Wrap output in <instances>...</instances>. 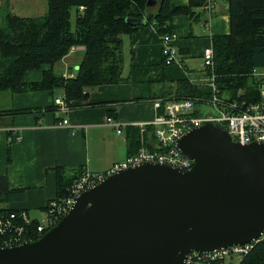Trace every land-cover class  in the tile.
I'll return each mask as SVG.
<instances>
[{"label": "water", "instance_id": "95a60500", "mask_svg": "<svg viewBox=\"0 0 264 264\" xmlns=\"http://www.w3.org/2000/svg\"><path fill=\"white\" fill-rule=\"evenodd\" d=\"M176 146L193 161L189 169L145 162L107 175L40 238L0 248V264H184L189 251L257 238L264 143L240 144L206 121Z\"/></svg>", "mask_w": 264, "mask_h": 264}, {"label": "crops", "instance_id": "0c3cea01", "mask_svg": "<svg viewBox=\"0 0 264 264\" xmlns=\"http://www.w3.org/2000/svg\"><path fill=\"white\" fill-rule=\"evenodd\" d=\"M228 3L229 0L216 1L209 26L205 24L208 16L203 12L195 21L183 13L172 18L173 44L180 63H163L159 34L150 26L141 25L131 34L122 35V75L130 80L84 86L86 98L70 100L66 111L57 106L45 109L52 98L64 96L62 89L60 95L55 90L0 92V177H6L9 189L17 190L9 201L2 203L27 211L37 221L45 218L46 205L56 196L57 167L72 177L79 170L104 172L114 163L124 161L129 155L126 127L151 121L159 112L150 97L161 87L162 80L188 79L209 90L203 81L208 71L202 52L212 44L213 35L228 33ZM78 51L84 52V48L75 46L73 53L53 65V70L65 77L70 73L74 76L82 58ZM41 76L42 69H35L27 72L24 80L38 81ZM21 109L28 111L14 112ZM108 116L121 125V133L117 134L106 123ZM61 118H68L69 125H58ZM13 130L19 139L10 140Z\"/></svg>", "mask_w": 264, "mask_h": 264}, {"label": "trees", "instance_id": "16d2710c", "mask_svg": "<svg viewBox=\"0 0 264 264\" xmlns=\"http://www.w3.org/2000/svg\"><path fill=\"white\" fill-rule=\"evenodd\" d=\"M176 2L178 0H162L148 7L146 0H46V11L40 16H21L8 10V29L0 28V92L62 89L63 99L69 102L86 98L84 86L128 82L130 77L122 75V35L131 34L141 25L152 27L159 35L169 33L173 30L172 18L182 13L197 20L199 13L195 7L201 0H189L186 5ZM227 8L228 33L212 36L213 64L215 82L221 92L228 91L235 96L239 89H255L256 81L250 70L264 65V0H229ZM137 20L144 22L131 23ZM72 45L82 46L84 56L75 75L65 77L56 73L53 65L69 53ZM35 69H42L41 79L25 81L24 75ZM160 85L150 99L210 96L203 87L188 79L162 80ZM53 107L55 109L56 105L52 98L45 109ZM25 111L28 109L14 110ZM147 130L146 143L148 133L153 139L152 127ZM140 137L137 126L126 127L129 154L140 146ZM62 170L61 167L56 169L54 200L67 194V188L77 176L69 177ZM16 192L8 188L6 177L1 176L0 201H9ZM34 223L37 225V221ZM238 264H264V242L256 243Z\"/></svg>", "mask_w": 264, "mask_h": 264}, {"label": "built area", "instance_id": "2783aa9c", "mask_svg": "<svg viewBox=\"0 0 264 264\" xmlns=\"http://www.w3.org/2000/svg\"><path fill=\"white\" fill-rule=\"evenodd\" d=\"M184 1L187 4L189 0ZM217 0H201L195 7L198 13H205L208 16L205 24L209 26L213 17L215 3ZM173 32L159 35L163 63L165 65L180 63L179 53L173 44ZM72 45L69 52H73ZM203 65L208 71L206 79H203L208 86L209 97L195 98H165L152 99L153 106L159 110L155 117L148 122H139L135 125L140 132V146L129 154L124 161L114 163L104 172H90L82 170L74 178L67 188V194L60 200H50L46 205V222L41 223L31 218L27 211L11 210L0 201V248L12 247L23 242L34 241L43 233L53 227L72 207L75 197L85 189L94 186L98 181L107 175L116 173L119 170L133 167L142 163L152 162L170 165L180 170L189 169L193 161L185 157L176 144L187 131L202 125L206 121H214L223 127L230 134L232 140L240 144L252 142L264 143V65L255 66L250 70V75L256 81L255 89L242 88L232 96L230 92H221L215 82L214 52L212 44L206 46L202 52ZM68 76H72L70 73ZM201 87V85L199 86ZM55 105L66 111L67 102L62 98L54 99ZM211 107L214 113L204 115L203 109ZM106 123L115 128L118 133L122 132L119 123L108 116ZM58 125H69L68 118H61ZM153 129V139L148 133V141L145 142L147 128ZM10 140L19 139L15 130ZM37 221V225H35ZM260 241L264 242V231L251 242L244 244H233L218 248L212 251H189L184 258V264H237L241 259Z\"/></svg>", "mask_w": 264, "mask_h": 264}, {"label": "rangeland", "instance_id": "374dc122", "mask_svg": "<svg viewBox=\"0 0 264 264\" xmlns=\"http://www.w3.org/2000/svg\"><path fill=\"white\" fill-rule=\"evenodd\" d=\"M8 10L11 11V13L13 14L21 15V16H27V15L40 16L46 11V0H0V28L1 29H8V25L6 21V12ZM72 20H73V15H72ZM83 53L84 52H81V51L79 52V54H81L80 55L81 57ZM54 93L60 95L61 94L60 89H56ZM202 113L204 115L211 114V113H214V110L211 107H205ZM39 221L41 223H45L46 217L39 219ZM227 264H237V263L235 261H233V263L228 261Z\"/></svg>", "mask_w": 264, "mask_h": 264}]
</instances>
